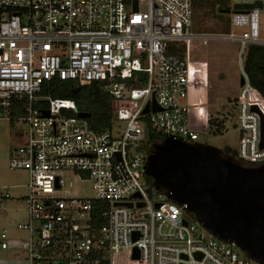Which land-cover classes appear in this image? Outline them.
Returning <instances> with one entry per match:
<instances>
[{"label":"built area","instance_id":"obj_1","mask_svg":"<svg viewBox=\"0 0 264 264\" xmlns=\"http://www.w3.org/2000/svg\"><path fill=\"white\" fill-rule=\"evenodd\" d=\"M229 1L232 9L261 4L233 9L231 32L214 38L239 45L238 160L262 166L264 97L244 73L243 58L248 45L264 47V0ZM193 18V0H0V121L24 127L9 167L28 177L27 219L19 226L27 264H256L143 176L147 128L192 144L201 133L192 128L208 125L207 64L189 53L194 39L208 36L191 32ZM54 79L102 84L113 99L112 128L95 132L73 101L44 94ZM85 181L92 198L73 191ZM10 198L0 189V207Z\"/></svg>","mask_w":264,"mask_h":264},{"label":"water","instance_id":"obj_2","mask_svg":"<svg viewBox=\"0 0 264 264\" xmlns=\"http://www.w3.org/2000/svg\"><path fill=\"white\" fill-rule=\"evenodd\" d=\"M255 7L261 8V4L234 5L233 9ZM243 84L240 76L239 86ZM77 116L88 118L84 113ZM192 129L203 132L205 127ZM143 170L155 189L165 190L168 199L184 206L213 238L234 245L250 260L264 264V165L247 166L213 146L166 138L147 156Z\"/></svg>","mask_w":264,"mask_h":264},{"label":"rangeland","instance_id":"obj_3","mask_svg":"<svg viewBox=\"0 0 264 264\" xmlns=\"http://www.w3.org/2000/svg\"><path fill=\"white\" fill-rule=\"evenodd\" d=\"M227 8L229 13L224 14L225 17L233 12L231 5ZM223 27L225 23L213 17L208 9L195 12L191 32L193 34L206 32L204 35L208 38L193 40L189 49L190 59L207 64L208 118H216L224 123L222 134L217 135L213 134L207 125L205 132L199 134L197 142L218 148L230 157L238 159L240 134L232 106L235 105L240 87L241 68L237 59L239 45L230 40L214 38L216 35H222L219 33ZM229 30L231 32V29ZM260 38L264 39V8L260 12ZM16 133H24L21 124L13 126L8 121H0V189L10 188L8 192L11 196V199L0 207V236L5 235L4 242L7 245L6 250H0V264H27L25 260L27 234L19 228L27 219L25 205L19 199L26 193L24 186L28 180L27 173L9 167L10 150L18 146ZM73 191L81 198L93 197L90 181L76 182ZM231 247L238 251L234 245Z\"/></svg>","mask_w":264,"mask_h":264},{"label":"trees","instance_id":"obj_4","mask_svg":"<svg viewBox=\"0 0 264 264\" xmlns=\"http://www.w3.org/2000/svg\"><path fill=\"white\" fill-rule=\"evenodd\" d=\"M228 5H231L229 0H193L194 16L196 11L208 9L213 17L225 23V27L220 29L221 33L219 34L228 35L230 33V16H224V14L229 13ZM205 33L202 32V34ZM184 50V45H180L179 54H183ZM243 71L248 77L251 86L258 90L264 97V47L251 44L246 47L243 58ZM43 92L52 98L73 101L78 113L88 114L87 122L95 132H103L112 128L113 99L99 82H92L88 85L80 86L73 81H59L54 79L44 86ZM19 106V112L23 111L25 101L21 102ZM232 107L235 113V105ZM12 111L13 113L15 112L13 108ZM66 114L68 116L73 115L72 112ZM208 126L215 135L222 134L224 130L223 121H219L216 118H210L208 120ZM163 140V137L159 133L147 128V153H152L156 146L163 143ZM222 154L230 157L223 151ZM230 158L239 162L238 159ZM149 181L151 182V180ZM97 205L102 210L106 209L104 203H97ZM99 215L98 208L95 207L93 217L97 220V225L103 226L105 222L99 219ZM243 256L247 255L244 254ZM256 264L261 263L256 262Z\"/></svg>","mask_w":264,"mask_h":264},{"label":"crops","instance_id":"obj_5","mask_svg":"<svg viewBox=\"0 0 264 264\" xmlns=\"http://www.w3.org/2000/svg\"><path fill=\"white\" fill-rule=\"evenodd\" d=\"M11 125H15V124H13V123H11V122H9ZM21 136H20V134H18V133H16V140H17V142H18V144L20 143V140H21V138H20ZM15 148V147H14ZM14 148H11V150H10V155H11V152H12V150L14 149ZM9 159H10V157H9ZM27 179H28V177H27ZM27 185V184H26ZM26 185L24 186L25 187V190H26V193L23 195V196H21V197H19V199H21L22 201H23V203H24V198H25V196H26V194H27V189H26ZM14 188V187H13ZM8 191H9V189L10 188H6ZM11 199V198H10ZM25 214H26V210H25ZM26 218H27V214H26ZM20 226V225H19Z\"/></svg>","mask_w":264,"mask_h":264}]
</instances>
